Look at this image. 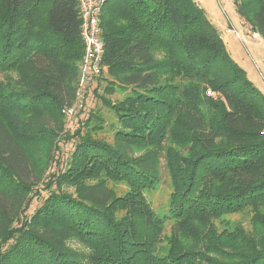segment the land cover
<instances>
[{
	"label": "trees",
	"instance_id": "obj_1",
	"mask_svg": "<svg viewBox=\"0 0 264 264\" xmlns=\"http://www.w3.org/2000/svg\"><path fill=\"white\" fill-rule=\"evenodd\" d=\"M233 1L264 39V0ZM81 26L77 0H0V264H264V95L201 4L107 0L71 131Z\"/></svg>",
	"mask_w": 264,
	"mask_h": 264
},
{
	"label": "rangeland",
	"instance_id": "obj_2",
	"mask_svg": "<svg viewBox=\"0 0 264 264\" xmlns=\"http://www.w3.org/2000/svg\"><path fill=\"white\" fill-rule=\"evenodd\" d=\"M207 16L218 28L226 48L231 57L242 67L249 80L264 95V39L257 33L253 32L248 24L243 23L237 13L233 0H198ZM84 57V54H83ZM82 59L79 61L81 70ZM81 73V71H80ZM95 82H90L81 91L78 102L83 104L73 117L66 116V124L69 130H74L79 126L81 120L85 119L87 112L98 101L94 95ZM83 89V88H82ZM108 116H111L109 113ZM72 148V143L64 146V152ZM70 190H73L70 188ZM45 193V191H43ZM169 189L164 184L154 195V204L161 206L168 198ZM39 200L35 199L30 212H33L38 205ZM240 215H232V219H241Z\"/></svg>",
	"mask_w": 264,
	"mask_h": 264
},
{
	"label": "built area",
	"instance_id": "obj_3",
	"mask_svg": "<svg viewBox=\"0 0 264 264\" xmlns=\"http://www.w3.org/2000/svg\"><path fill=\"white\" fill-rule=\"evenodd\" d=\"M107 0H77L82 19L81 35L84 41V57L81 64V80L78 86V97L90 82H95L103 70L104 42L101 38V14ZM199 3V1L197 0ZM83 88V89H82ZM210 93V91H208ZM83 104L66 107L63 111L73 117Z\"/></svg>",
	"mask_w": 264,
	"mask_h": 264
},
{
	"label": "crops",
	"instance_id": "obj_4",
	"mask_svg": "<svg viewBox=\"0 0 264 264\" xmlns=\"http://www.w3.org/2000/svg\"><path fill=\"white\" fill-rule=\"evenodd\" d=\"M259 34V33H258Z\"/></svg>",
	"mask_w": 264,
	"mask_h": 264
}]
</instances>
